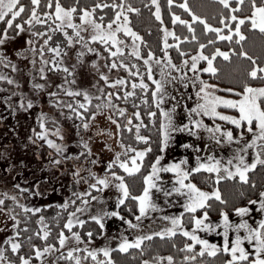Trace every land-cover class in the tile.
I'll return each mask as SVG.
<instances>
[{
    "label": "snow or ice",
    "instance_id": "obj_1",
    "mask_svg": "<svg viewBox=\"0 0 264 264\" xmlns=\"http://www.w3.org/2000/svg\"><path fill=\"white\" fill-rule=\"evenodd\" d=\"M226 9H232V5L229 3V0H219ZM151 3L156 5V19L161 20L160 15V6L157 4V0H151ZM169 4L173 3V0H168ZM242 0L235 5V8H240ZM182 7L191 11L187 3L181 5ZM109 5L101 2V0H94L89 6H81L77 0V3L66 6L62 3V0H30L29 4H25L22 0H0V21L3 24H0V45H3L10 37L9 33L11 32L13 36L18 33H21L25 30V25H27V31L32 33L37 39H41L42 43L39 46V55L41 60L45 64H51L52 69L64 68L67 72V68L57 63L56 57L61 55V44L60 41L55 42V46H52L53 36L49 33L52 31H59L63 34V37L66 38L67 44L72 45L76 41L74 37H80V40H84L85 37L81 36V31L85 25H91L94 29V33L87 37L91 41H99L107 49L109 54L112 57H116L117 54L123 53L124 48L121 47L122 41L120 40L117 33L123 32L127 35H130L133 38V48L132 52L135 56L140 57L144 60L145 65L147 66V80L153 81L154 87L150 86L145 79L141 78L139 81L133 80L131 83L132 91L125 90L123 92V98L127 99L128 97H135L137 95L136 89L139 88L144 92L151 93V103L155 105L156 109H159L160 115V124H159V140H158V154L155 155L154 159L151 160L148 167L150 168L146 174L143 175V188L138 194L133 195L130 191L128 184L125 182L124 176L118 174V171L114 170L116 166L119 169H122L125 173L133 174L140 173L142 166L144 165L145 158L148 154L153 151L152 144L150 143V137L147 135H142L140 129L143 124V119L139 107L131 114L127 115V123L121 124L119 121H115L117 130L121 132L123 129H128L131 134L133 131V121H137L134 124L136 141L147 142V146L143 148L133 147L131 143H124L122 140H118L117 143L120 144L121 151H115L114 156L107 163L105 169L106 175H99L96 171L88 169L86 172V177L91 178L90 181L87 178L81 177L79 175L81 169L76 168L73 175L76 178L77 183L83 180L87 185V191L78 190V192L72 193V198H65L64 202L59 205L61 209H68L69 206L73 207L74 211L67 212V219L63 222V226L60 228L59 234L56 239L59 242V256L57 260L51 262V264H58L59 260L68 259L69 264H84L86 258H91L92 264H114L111 259L110 253L112 248L105 245L99 248L90 247L85 241V236L87 240H92L94 236L100 235L104 236L105 233L102 231L105 228V217L107 216H119L126 221L129 227L137 228L139 224H134L132 219L125 217L122 214L121 206L128 204V198H131L133 204H128L127 211L132 215H135L136 220L138 221L142 216L149 214V209H158L160 205L155 202L153 199L152 189L164 194V196L170 197L173 193H179L184 195V212L188 214V223L191 227H185L184 213H181L177 216H164L165 220L170 221V226L161 229L159 233H150L151 235H160V236H173L175 233H182L184 237H189L191 242H185L183 248L185 250H193V246L196 244L200 245L199 252L200 254L207 251L210 255H215L217 252L223 251L224 253L230 254V258L225 259L223 264H264V216H261L254 223H250L248 219L243 218L245 213L250 212L251 210L246 206L235 207L234 212L241 215L239 223H234L229 218V213L223 208L219 212V224L213 225L207 222L209 216L208 208L211 206L208 204L209 197H215L217 200H221V195L219 189H216L212 192H206L192 183L190 180L186 182V178L189 176L188 170L183 167L184 164L188 163L187 157L182 160H173L167 163H164L162 160V154L164 149L172 142V133L179 132H190L193 136H200L198 129H203L211 140L216 141L219 144H231L233 142H238L243 144V147L234 148V156H229L227 163H222L221 160L210 153H205L207 155V160H201L199 155L196 156L197 164L195 167L191 168L192 172H197L200 169H206L209 172L219 173L220 169L223 168L226 175L231 177L235 174H239L241 181L247 180V172L249 169H252L256 166L257 162L264 164V87L254 88L250 85H245L242 93L239 94V99H233L231 97L218 96L215 93H210L206 91L208 87L207 82L203 81L198 73L199 72H212L215 73L217 69L213 66V60L219 54L227 58L228 52L221 51L217 48L210 55H205L203 51H200L194 54L190 59H185L182 61L183 65H191V70L196 71V78L200 80V87L196 91V96L199 98L198 101L193 104L191 107L184 105L187 110V122L178 123L176 118V109L177 104H173L171 108H164L161 105L165 101L166 96L171 94L167 92L165 88V83L161 80H154L153 73L151 68V60L154 56V53L149 50L147 56H142L139 50V47L135 45V41L142 39L138 33L132 30L128 24V16L124 10V5L121 0L120 3L112 2L110 7L112 9H119L115 12V15L112 19H108L107 28L103 26L101 22H98L94 14L97 9H106ZM128 9L133 12L138 11V9L133 8L131 5H128ZM234 11V9H233ZM75 15L79 16V23L73 19ZM123 17V23H121V18ZM103 18V15H102ZM192 19L195 21H201L203 23L204 31L213 30L217 35L216 39L220 40L223 38L232 39L233 33H235L236 38L243 39L244 33L241 31V26L246 22L250 24V27L253 29H259L261 32H264V0H260L258 3L257 0H251V14L248 16H237V15H225L221 14L219 18V24L222 27H213L211 23L199 15L193 13ZM49 21H52V24H49ZM179 21L181 24L188 26L189 31L194 32L192 24L188 20H181V18L173 14V23ZM234 23V27H231ZM35 25L43 26V30L34 31ZM163 26V23H161ZM68 28L72 29V34H69ZM226 30L225 32L222 31ZM176 37L175 32H170L167 28H164V36ZM179 37H176L177 44L179 42ZM183 39L187 40L188 37L185 36ZM192 39L195 40L196 36L193 35ZM28 45L36 50V42L29 37L27 40ZM211 43V41H209ZM115 50L113 51V47ZM164 47L167 49L169 47L167 39L164 40ZM201 49L204 48V44H200ZM47 50L49 53H55L52 56L51 60L45 59L44 53ZM88 51L97 52L98 50L94 47H89ZM23 50L16 53L17 56L21 55ZM242 55H247L246 52H242ZM83 55V53H80ZM181 55H184L181 52ZM0 56H3L0 59V64L7 62L8 66L16 70V65L9 60L7 55H3L2 49H0ZM164 56L168 57V64L166 67L170 66L177 73H179L180 81L183 82L184 86L187 87L188 75L186 71H182L175 63L171 62V58L168 56V52H164ZM205 60L207 61V67L198 69V61ZM93 64L96 61H92ZM120 64L125 68L129 69V65L124 63L123 60L120 61ZM253 64H255V59L253 58ZM118 66L116 60L114 59L110 67ZM40 75H45V68L43 65L40 68ZM129 71H131L129 69ZM264 72V67L253 66L250 69V75L256 77L258 73ZM103 76V79L106 83L111 85H125L126 81L124 78H119L116 80H110L107 75L100 73ZM132 75L140 76L141 73L136 72ZM167 75H171L168 73ZM176 77H172V80H175ZM172 80H167L165 82L172 83ZM0 81H7L10 84H18L17 80H14L11 76L0 72ZM65 84L67 81L64 82ZM36 89H42L45 87L44 84L36 83L34 85ZM58 88H63L64 84L57 85ZM195 82L193 83V88H195ZM212 87H216L213 85ZM103 90V89H101ZM79 89H73L69 87L67 89V95L72 97L74 100L73 103H68L64 105L70 111L68 113L69 117H84V112L82 109H87L88 104L91 101V97L88 91L84 90L82 92L83 101L75 99L76 95L80 92ZM229 92H234L235 89H228ZM114 95H120L119 88L116 93H108L109 102L112 101ZM50 97H56V92H50ZM172 100H176L174 95H171ZM140 101H143L145 104L148 103L147 96H141ZM54 99H50L49 103H55ZM21 108L27 104L28 108H31L33 101L31 99L25 100L24 94L20 95V100L18 101ZM61 103H63L61 101ZM223 105L227 108L237 109L238 115L228 114L224 111L218 110V106ZM97 105V109H99ZM117 114L120 116H125L127 109L119 107L116 105ZM147 116L155 117L156 111H148ZM92 117L97 115V112L93 111L91 113ZM44 114L41 113V118L39 119V127L41 131H34V135L37 138H43L44 143H46L51 148L55 149L57 153L56 159L51 161L53 165H58L60 163V154L64 152L65 145L63 143H57L54 139L49 137V133L54 132L57 137H60L61 140L64 139V134L62 133L59 127L57 128H48L43 118ZM203 117H219L223 121L230 122L232 125L236 126L239 129V132H235L233 128L222 126L219 123L213 122L212 124L205 123ZM109 119H113L112 116H109ZM82 127L87 129L89 123L87 118L84 119ZM246 128V131H245ZM250 135V138L248 136ZM29 140H32V137H28ZM246 141V142H245ZM80 143L83 145L84 149H87L89 154H91V149L89 145L81 140ZM111 146L107 143L105 148H110ZM184 148H194L197 151L203 147L207 149L208 144L201 146L196 143H187L181 145ZM249 148L252 149L254 158L251 162L245 160V155ZM129 153H132L129 155ZM73 155H79V153H74ZM123 157V158H122ZM65 160L68 159V156L64 157ZM87 159V158H86ZM93 164L97 163L96 160L92 161ZM230 165L232 167H230ZM171 172L173 173L171 181L175 183H168L165 181L164 173ZM109 177L112 180H109ZM222 177L217 175V179ZM115 181L116 187L119 190V195L117 196L116 206L112 210H108L106 207L103 210H97L94 214L88 211L86 219H81L80 214L84 213L89 206V199L92 201H103V197L90 196V193L93 190L97 192H102L104 189L110 187V184ZM39 181H37V185ZM170 186L171 191H168ZM16 188H20V185L17 184ZM21 191H27L26 189H21ZM10 193L5 191L2 196H0V206L5 205V197H9ZM260 197L262 198L259 201V207L261 212H264V191L260 192ZM11 199L15 205H18L19 208L23 211L25 216L29 212L39 213L40 208L29 207L25 203H21L17 198L16 194H11ZM79 199L80 203H77ZM47 207V205L45 206ZM134 207L138 209L137 212L134 211ZM202 211V215L197 214V210ZM4 211L12 213L11 207H4ZM13 220L16 222L11 225L13 232L12 235L6 238L5 243L10 247L11 253L15 254L18 257V264H47L45 261L44 253L53 251L56 249V245L47 242V238L50 235L51 229L48 228L45 223V217L40 216L37 220V223L40 225L41 231H37L35 236L38 238L44 239L45 243L43 247L38 246L32 242L31 236L24 237V242L29 244V253H24L22 251L23 244L20 239L22 231L18 229L20 224L19 218L15 213L12 215ZM87 222H93L96 226L94 230L91 227L87 226ZM74 225H79L80 230H74ZM223 227L224 243L223 246L211 243L209 240L203 238L198 234L197 230L207 229L208 231H214L216 227ZM87 228V231L84 232V229ZM234 230V237H229V230ZM24 230H28V224L24 223ZM243 230V234H241ZM66 231L70 233L71 239L77 242L79 245L83 243V247H68L67 242L69 241V236L66 235ZM83 233V235H82ZM146 239L142 235H137L134 240L129 239L127 236H122L119 243L116 244V248L122 252L128 251L133 245L137 248L141 247V241ZM244 241H248L251 244V251L246 249L244 246ZM5 247L0 245V264H17V261L9 259L5 255ZM102 253L105 259H100L98 254ZM35 258V260L33 259ZM160 260H164L165 257H159ZM169 264H173L174 257L168 255L166 257ZM184 260H193V256H185ZM142 264H150L149 261L145 260Z\"/></svg>",
    "mask_w": 264,
    "mask_h": 264
},
{
    "label": "rangeland",
    "instance_id": "obj_2",
    "mask_svg": "<svg viewBox=\"0 0 264 264\" xmlns=\"http://www.w3.org/2000/svg\"><path fill=\"white\" fill-rule=\"evenodd\" d=\"M76 22L79 23V20H77ZM121 23H123V17L121 18ZM0 24H3V22L0 21ZM102 24L105 28H107V23ZM26 29L27 25H25V30L19 33L17 36H10V34H12L10 32V38L3 45H0V49H2L3 55H7L9 57V60L16 65V70L13 71V69L8 66L7 62L2 63L0 64V72L11 76L14 80L18 81V84H10L7 81H0V196H2L5 191L10 193L9 197H5V205L0 206V245L4 246L5 249L6 247H8L5 243L6 238H8L13 232L11 225L16 222L15 220H13L12 215L13 213H15L16 216L20 218L19 212L21 211L19 206L15 205L12 201L11 194H16L20 202L27 204L30 208L37 207L40 209H44L46 205L52 204L56 206L55 209L59 210L61 209L59 205L64 202L65 198H72V195L70 196L69 194L71 190L73 192H78V190L87 191L86 183H84L83 180L77 183L76 178L73 175L76 168L81 169L79 175L84 178H87L86 172L88 169H92L99 175L103 176L106 175L105 169L107 167V163L110 159H112L115 151L123 152L120 144L117 143L118 140H122L124 143H131L133 147L137 148H143L147 146V142L143 143V141H134L135 131H132L131 134L124 135L126 129L122 130V134L117 130L115 121H119L121 124L127 123V115H131L137 107L134 106L135 104L129 103L128 101H124L122 99L121 92L124 88L119 91L120 95L113 96L114 99H116L114 101L112 99V102H109L108 100L107 93H109V91L107 90L106 94L103 97L92 100L95 103L104 106H102L100 110H97V115L95 117H92V119L88 122L89 127L86 130L89 132H84L80 135L82 138H85L84 141L89 145V148L91 149V154H89L87 149L85 152H83V154L87 153V155L91 159H95L97 161L96 165L91 166L92 161H89V165L87 168V166L85 165L86 162H84V164L83 162L77 164L76 162H71L72 159L76 156L73 155L74 153H76L75 150L69 148L68 146L74 124L71 122L68 116L64 114V109L61 110L62 112L57 113L56 116L53 115L54 119H56L57 121V125L54 128L59 127L61 129L62 133L64 134V139L61 140L60 137H57L56 135V138H50L54 139L57 143H63L65 145L64 152L60 154V163L58 165H53L51 161L56 159L57 153L52 156L47 154L45 149L42 148V145L40 144L41 142L37 143L33 135L34 130L36 128H39V119L41 118V115L39 114L41 110L37 105L36 100H34L35 93L33 91L32 81L43 83V81L46 80L47 76H41L39 72L42 65L44 68L46 66V64L41 60L38 51L42 40L34 37L32 33H29ZM38 30H43V26L35 25L34 31ZM68 32L69 34H72V29L68 28ZM93 33L94 29L92 28V26L85 25L81 31V36L85 37V39L80 40V37H74V40L76 42L72 45L67 44L66 38L63 37V34L59 31H53L49 33L53 36L52 44H55L57 40L61 42L60 44L62 51L61 55L56 57L57 63L64 65L67 68V71H71V77L69 80H67V77H65L64 74L58 77L49 74V78L50 80L55 81L57 79V81L60 83H63V81H67L72 84L68 85V83L67 88L71 87L74 90L79 89L81 90L79 92L81 93V95L82 92L86 90L89 92L90 96L92 95L94 97L99 94L102 91L101 89L104 87L102 85L104 79L101 78L100 73H104L105 75H107L110 80H116L119 78L125 79V77L121 75L123 74L121 68H119L118 66L110 67V65L112 64L114 59L117 62L123 59H127L130 56L128 52L132 54V50L130 49V47L133 44V38L130 35L125 34L123 30L117 33L120 40L122 41L120 46L124 48V52L117 54V56L114 58L109 54L108 49L99 41H91L87 39V37ZM29 37H32V39L36 42L35 51H33V49L27 43ZM94 46H97V52L88 51L89 47ZM112 47L114 51L115 46ZM21 50H23L22 54L17 56L16 53ZM80 53H83V55H80ZM50 54L51 53L47 54L45 52V59L51 60V58H48V55L50 56ZM193 55H190L186 58L184 57L182 61L185 59H190ZM2 58L3 56H0V59ZM94 60L96 61L95 64L92 63V61ZM182 61H180L179 63H175L171 59L172 63H175L182 69V71L187 72V87H185L183 82L180 81L179 73H177L170 66H165L168 64V57L164 56L162 59L152 62L154 66L153 68L157 71V79L155 80H161L162 82H164L167 92L176 97V100H172L171 95L166 96L165 101L161 106L164 108H171L173 104H177L176 118L178 123L187 122V110L184 105L191 107L198 101L199 98L196 96V91L201 86L200 80L196 78V71L191 70L190 64L183 65ZM119 65L123 67L121 64ZM63 69L64 68L62 67L61 70ZM123 69L126 70L125 68ZM113 70H117V73H115ZM168 73H171V75H167ZM46 74L47 69L45 68V75ZM112 74L115 75L112 76ZM172 77H176V79L172 80ZM165 78L167 80H172V83L165 82ZM202 80L206 81L204 79ZM194 82L196 85L195 88H193ZM206 82L208 85V87L206 88L207 92L215 93L218 96L239 99V95H232V93L230 95L229 92L224 91V87H221L216 83L208 81ZM106 84H108V86L110 87H113L115 93L117 92V89H120L121 87V85L117 86L111 85L109 83ZM213 85H215L216 87H212ZM152 86L154 87V84ZM225 89L230 88L225 87ZM243 90L240 93H242ZM21 94H24L25 100L31 99L33 101V105L31 108H28L26 103L23 108L20 107L18 101L20 100ZM103 99L106 101L103 102ZM56 100L59 101V98H57ZM116 105L127 109V113L125 116H120L117 114V110L115 107ZM220 107L224 106H218V110L224 111L228 114L236 115L229 110L225 111L223 109H220ZM140 110L141 113L145 112L143 111L145 110L144 108ZM236 111L238 113L237 109ZM109 116H112L113 119H109ZM146 117L147 114L144 115V121L147 122L148 119ZM92 122L94 123V125H92ZM136 122L137 121L135 120L133 121V126ZM213 122L218 123L215 120L205 123L212 124ZM153 123L154 121L150 122V124ZM92 126H94V130L92 129ZM151 128H153V126ZM198 131L200 132L199 137L193 136L190 132L172 133V142L169 143L162 154L163 162L167 163L173 160L179 161L187 157L188 163L184 164L183 167H185L189 172L191 171V168L195 167L197 164V155L201 157V160L205 161L207 160V155L205 154L206 152L218 157L220 156L222 149L225 150L224 148H226L225 154L229 157L234 156L235 147H242V144L238 142H233L231 144H219L216 141L211 140V138L203 129H198ZM150 132L151 131H149L147 136L150 137V143L152 144L153 151L146 156L142 169H144L145 167L148 168V165L150 163L147 162H149L151 159H154L155 155L158 154V152H156V149L158 148L159 137H153L154 133L152 136H150ZM157 134L159 136V130L157 131ZM30 136L32 137V140L28 139V137ZM151 137H153V139H151ZM248 138H250V135L248 136ZM40 141L44 142V139L41 138ZM106 143L111 147L105 148ZM187 143H196L200 144L201 146H203L204 144H208L209 147L207 149L201 147L199 151L194 148L181 147V145ZM80 151L81 149L79 150V152ZM80 153H82V151ZM131 154L132 153H129V155ZM65 156H68L67 160L64 159ZM253 158L254 156H252L249 160L246 158V161L251 162L250 160H252ZM114 170L118 171V174L120 175L125 174V172L122 169H119L118 166H116ZM72 179L73 181H75L74 183ZM87 179L90 181L91 178ZM109 180L111 181L112 178L109 177ZM37 181H39L38 185ZM173 183L175 182L173 181ZM17 184L20 185L19 189L15 187ZM21 189H26L27 191L22 192ZM151 191L153 194V199L160 205V207L158 209H149V214L142 216L138 221L136 220V218L133 219V223H138L139 227H129L126 221L119 216H107L104 220L105 228L103 229L105 235L101 236L98 240H85L87 244L92 248H99L105 245L114 248L116 247V244L119 243L122 236H127L129 239L134 240L137 235L148 237L150 233H159L161 229L169 227L170 221L165 220L163 217H161V214L167 213L170 215V213H174L176 206L184 203L182 199H185V197L182 194L173 193L170 197L166 198L164 194H157L159 191H157L156 189H152ZM168 191H171V188ZM118 195L119 190L116 187L115 181L110 184L109 188L104 189L102 192L93 190V192L90 193V196L103 197L104 199L103 201H100L99 199L97 201H92L91 199H89L88 209L84 213H81L80 216L87 215L88 211L94 214L97 210H103L105 207L108 210L114 209L116 206V198ZM261 199L262 198L259 195L258 198L252 200L247 204V207L251 211L245 213L243 218L248 219L250 223H254L261 216H264V212H261L259 207V201ZM77 203H80L79 199H77ZM4 207H11L12 213L4 211ZM47 209L48 207H45V210ZM68 209V211H74L73 207L71 206H69ZM155 212L156 216H154L153 214ZM40 214L42 215V213ZM44 216L46 217V215ZM241 218V215L238 214L236 222H239ZM241 234H243V230H241ZM234 235V230H230L229 237H234ZM68 236V247H83L84 242H81L78 245L77 242L71 239L70 234ZM244 246L249 251L252 250L251 244L248 241L247 245ZM58 248L59 242L56 249L47 252L45 255L43 254L47 264H51V262L54 261V254L56 253V250ZM10 251H7V253L5 251L7 257L9 256ZM164 257V260L159 259L156 262H150V264H169V261H167L166 259L167 256ZM12 259H15V257L13 256ZM37 264H39V262H37ZM84 264H92V262H84Z\"/></svg>",
    "mask_w": 264,
    "mask_h": 264
},
{
    "label": "trees",
    "instance_id": "obj_3",
    "mask_svg": "<svg viewBox=\"0 0 264 264\" xmlns=\"http://www.w3.org/2000/svg\"><path fill=\"white\" fill-rule=\"evenodd\" d=\"M22 2L25 4H29L30 0H22ZM78 2L81 6H89L91 3L94 2V0H78ZM101 2L108 4L109 7L106 9H97L94 16L97 21L101 23H107L108 19H112L115 15V12L119 10L112 9L110 7V4L112 2L120 3L121 0H101ZM122 2L129 18V26L142 38L136 41V46L139 47L141 55L147 56L149 50L154 53V56L151 60V68L154 80L157 79V71L153 68L154 66L152 62L162 59L164 57L165 51L168 52V55L170 56L172 61H174L175 63H179L184 57L186 58L197 52L203 51L205 55H210L213 51L219 48L221 49V51L228 52L227 58L217 54V56L213 60V66L217 69V71L215 73L199 72L198 74L201 79H204L208 82L216 83L219 86L224 87V91L227 92L229 91L228 89H225V87L235 89L234 92H229L230 95L231 93L232 95H239V93L244 89V86L246 84L254 88L264 87V72L258 73L256 77L250 75V69L253 66L264 67V32H261L259 29L251 28L250 24L246 22L244 25L241 26V31L244 33L243 39L236 38L235 33H233L232 39L223 38L217 40V34L213 30L205 32L203 28V23L201 21H195L192 19V15L193 13H195L196 15L204 17L208 21V23H211L213 25L214 28L222 27L219 24V18L221 14L237 16H247L251 14V0H242L240 8H235V5L240 2V0H229V3L232 5V9H226L222 4H220L219 0H173L172 4H169L168 0H157V4H159L160 6L161 20L156 19V5L152 4L151 0H122ZM257 2L259 3L260 0H257ZM62 3L68 6L77 3V0H62ZM184 3L188 4V7L191 9V11L181 6ZM128 5H131L133 8L138 9V11H131L130 9H128ZM173 14L179 16L181 20H188L192 24L194 32L189 31L188 26L185 24H181L179 21L173 23ZM73 19L77 21L79 20V16L75 15ZM161 23H163V26H161ZM49 24H52V21H49ZM230 26L234 27V23ZM164 28H167L170 32H175L176 37L180 38L178 44L176 41V37L169 35L165 38ZM222 31L225 32L226 37V30L222 29ZM18 34H16L15 36H17ZM193 35L196 36L195 40L192 39ZM10 36L13 35L10 34ZM185 36L188 37L187 40L183 39V37ZM165 39H167L169 45L167 49H165L164 47ZM209 41H211V43H209ZM200 44H204L203 49L199 47ZM52 45L55 46V44ZM94 48H97V46H94ZM132 48L133 44L130 49L132 50ZM45 52L49 54L47 50H45ZM181 52H183L184 55H181ZM242 52H246L247 55H242ZM128 53L130 54V58L128 57L127 59H123V62L129 65V69L131 71H129V69L124 70V67H121L119 65L121 60L117 61L118 63L116 62L118 64V67L121 68V70L123 71V74L121 75L125 77L126 81L125 85H121L119 91L124 88L121 92V96L124 101H128L129 103L135 104L134 106L139 107V109H145L143 110L145 112L141 113L143 119V124L140 129L141 134L148 135L149 131H151V134H149L150 136H152L154 133L153 137H159L157 134L160 124L159 109H156L155 105L151 103V93L144 92L137 88L135 90L137 93L135 97H128L127 99L123 98V92L125 90L132 91L131 83L133 80L139 81L141 78H143L147 83H149L150 86L154 84L153 81L147 80V66L144 63V60H142L140 57L135 56L133 52L132 54L136 58L130 52ZM52 54L53 53H51L50 56L48 55V58H52V56L55 55V53L53 55ZM253 58L255 59V64H253ZM204 67H207V61H198V69ZM45 68L47 69V74L44 76H47V78L43 81V83L40 82V84H44L45 87L42 89H36L34 85L38 82L32 81V87L35 93L34 100H36L37 105L41 110L39 115L43 113V118L45 119L46 125L54 129V127H56L57 125V121L56 119H54L53 115L56 116L57 113L62 112L61 110H65L64 114L67 115L71 122L74 124L68 146L69 148L75 150L76 153H79V155H76L71 162H76V164L80 162H83L84 164V162H86L85 165L88 168V162L93 161L95 159H91L87 155V153L83 154L86 149L84 150V147L80 143V141L85 140V138H82L80 135L84 132L89 131L83 128L82 124L85 118H87L88 122L92 119L91 113L93 111L96 112L97 110H100L102 106H104H101L100 104H97L92 100L103 97L106 94L107 90L109 91V93H115V90H113V87L108 86V84H106V82L103 80V90L94 97L91 95V101L88 104L87 109L81 110L84 112V117H69L68 113L70 110L64 106L68 103L74 104V100L72 99V97H70L66 93L68 89L67 84L69 82L65 84V81H63V83H60L57 81V79L56 81L50 80L49 74H52V76L57 77L64 74L65 77H67V80H69L71 77V71L69 70L66 72L64 69L61 70V68L52 69L51 64H46ZM113 71L117 73V70ZM136 72L141 73V75H132V73ZM113 75L115 74H112V76ZM101 78H103V76H101ZM61 84H64V87L58 88L57 85ZM70 84L71 83H69L68 85ZM50 92H56L57 96L50 97ZM141 96H147V104H145L143 101H140ZM57 98H59V101L56 100ZM50 99H54L56 102L49 103ZM75 99L83 101V96L81 95V93H78ZM115 99L113 97V101ZM61 101L63 103H61ZM105 101L106 100L103 99V102ZM97 105L100 106L99 109H97ZM220 109H223L225 111L229 110L230 112H233L234 114L238 115L236 109L227 108L226 106L220 107ZM152 110L156 111L155 117L153 118L147 116L146 118L148 119V121H144V115L148 111ZM203 119L205 120V122H211L215 120L222 126L233 128L235 132H239V129L236 128V126L232 125L230 122L223 121L220 118L214 119L212 117H203ZM151 121H154V123L150 124ZM92 125H94L93 122ZM152 126L153 128H151ZM93 127L94 126H92V129ZM34 131H41V129L39 127L36 128ZM134 131L135 129L133 130V132ZM126 134H130L128 129H126L124 135ZM34 137L37 143L41 142L40 144L42 145V148L45 149L47 154H49L50 156L56 154L54 149H52L44 142L40 141L41 138H37L35 135ZM49 137L56 138L55 133H49ZM78 137H80L81 139ZM153 137H151V139H153ZM80 149L82 153H80L81 151L79 152ZM156 152H158V148L156 149ZM151 160L147 163H150ZM93 165H96V163H92L91 166ZM148 170L149 167H145L144 169H141L140 173L122 174V176H124L125 178V182L128 184L129 189L133 193V195L138 194L140 191H142L143 175L146 174ZM163 175L166 182H168L169 184L173 183V181H171V172L164 173ZM217 175L221 176L222 178L217 179ZM246 175L247 180L241 181L238 174L229 177L226 175L224 169L222 168L220 169L219 173L209 172L206 169H200L197 172L189 171V176L186 178V182L190 180L192 183L196 184L197 187L206 192H212L216 189H219L222 198L221 200H217L215 199V197L208 198V204L211 206L210 208H208V217L218 218L221 208L227 211L229 215H232L234 213L233 209L235 207H240L248 204L252 200L258 198L261 191H264V164L257 162L256 166L252 169H249ZM74 182L75 181H73V183ZM169 189L170 187L168 188V190ZM72 192V190L69 192L70 196L72 195ZM182 201H184V199H182ZM128 204H133L131 198H128ZM128 204L121 206L120 210L122 211V214L125 217L133 220L136 217L135 215H132L127 211ZM47 207V210H45L44 207V209H41L39 213L29 212L27 214V217L25 216L22 210L19 212L20 224L17 227L22 231V235L20 237H17V239H20L22 242H24V237L31 236L33 243L37 244L40 247H43L45 240L35 236V233L37 231H41L40 225L37 223V220L41 216L40 213H42V216L46 215V217L44 216L45 223L47 224L48 228L51 229L50 235L47 238V242L55 244L56 248L58 247V240L56 239V237L59 234L60 228L63 226V222L67 217V212L69 209L58 210L55 209L56 206L52 204L47 205ZM134 211L138 214V209H136L135 207ZM181 213H184L185 227L190 228L191 225L190 223H188V214L185 213L184 210H182ZM197 214L202 215V211L198 209ZM86 216L87 215H82L80 216V218L86 219ZM25 222L28 224V230L26 231L24 230ZM87 226L93 228L94 230L96 229V226L93 222H87ZM74 230L79 231L80 226L74 225ZM86 231L87 228L84 229V232ZM69 234L70 233L66 231V235ZM100 237V235H96L93 237L92 240H98ZM85 240H87L86 236ZM185 242H191L190 238L184 237L183 234L179 232L175 233L173 236L151 235L141 241V247L139 248L133 245L126 252H122L116 247L112 248L110 256L114 264H141L145 260L149 262H156L157 260H159V257H164L168 255H172L174 257V264H223L225 259L230 258V254L224 253L223 251L217 252L215 255H210L207 251H205V253L203 254H200L199 244L194 245L193 250H185L183 248ZM7 251H10L9 246L6 247V253ZM22 251L26 254L29 253V244L27 242H24ZM59 251L60 249L58 248L56 250V253L54 254V260L58 259ZM10 252L8 258L12 259L14 256L15 259L12 260L17 261L18 264V257ZM45 254L46 253H44V255ZM185 256H193L194 259L184 260L183 257ZM98 257L100 259H105L102 253H99ZM33 259L35 260V258ZM84 262L91 263L92 260L89 257L86 258ZM58 264H69V261L65 257V259L59 260Z\"/></svg>",
    "mask_w": 264,
    "mask_h": 264
},
{
    "label": "crops",
    "instance_id": "obj_4",
    "mask_svg": "<svg viewBox=\"0 0 264 264\" xmlns=\"http://www.w3.org/2000/svg\"><path fill=\"white\" fill-rule=\"evenodd\" d=\"M242 147H243V144H242ZM224 149L225 150L222 149V152L220 153V156H218L217 158H221L220 160H221L222 163H227L226 160H228L227 159L228 156L225 154L226 153L225 152L226 148H224ZM252 156H254L253 155V151H252L251 148H249V150L247 152V155H245V160H246V158L249 160ZM247 162H249V161H247ZM230 167H232V166L230 165ZM157 194H163V193L158 192ZM183 205H184V203L181 204V205H177L176 208H175L174 213H170V215L167 214V213H164V214H161V217L164 218V216L171 217V216L180 215L181 211L184 210ZM246 206H247V204H246ZM153 214H154V216H156V212L153 213ZM237 215H238V213H236V212H234L232 215H229L230 220L233 221L234 223H239V222H236ZM207 222L211 223L213 225H218L219 224V217L218 218H209L208 217L207 218ZM230 230H229V232H230ZM197 232H198L199 235H201L203 238L209 240L211 243H215L217 245L223 246L224 235H223V227L222 226L216 227V229L214 231H208L207 229H199V230H197ZM217 232H218V234H217ZM243 243H244V245H247V241H244Z\"/></svg>",
    "mask_w": 264,
    "mask_h": 264
}]
</instances>
